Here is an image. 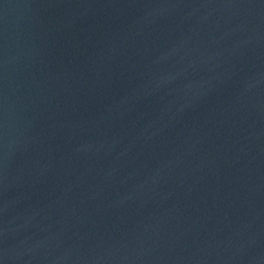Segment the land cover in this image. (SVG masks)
<instances>
[{
    "label": "water",
    "instance_id": "1",
    "mask_svg": "<svg viewBox=\"0 0 264 264\" xmlns=\"http://www.w3.org/2000/svg\"><path fill=\"white\" fill-rule=\"evenodd\" d=\"M0 264H264V0H0Z\"/></svg>",
    "mask_w": 264,
    "mask_h": 264
}]
</instances>
